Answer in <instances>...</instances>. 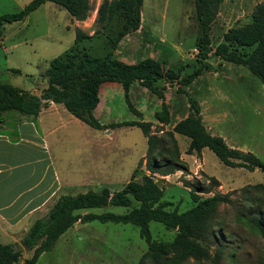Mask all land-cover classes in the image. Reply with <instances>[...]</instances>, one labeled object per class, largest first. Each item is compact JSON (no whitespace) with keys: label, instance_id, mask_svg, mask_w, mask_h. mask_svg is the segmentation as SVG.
Returning <instances> with one entry per match:
<instances>
[{"label":"rangeland","instance_id":"1","mask_svg":"<svg viewBox=\"0 0 264 264\" xmlns=\"http://www.w3.org/2000/svg\"><path fill=\"white\" fill-rule=\"evenodd\" d=\"M31 1L0 0V17L19 13ZM262 1L224 0L212 25L213 46L222 41L229 29L251 22L255 6ZM103 2L91 0V12L83 22H75L66 9L47 3L24 20L5 25L0 33V79L22 90L40 94L48 86L44 74L50 62L75 45L78 28L92 36L91 39H85L82 46L89 49L91 54L104 57L110 50L106 35L116 36L121 21L109 23L99 19L98 11ZM141 12L140 32L126 39L123 44L120 43L117 49L127 53L129 49L140 47L137 53L132 54V58H128L129 62L153 56L169 69L178 71L184 67L181 77L190 75L201 66L195 61L199 25L194 0H144ZM116 51L114 57L118 58L120 55ZM219 62L210 58L207 64L211 66V71L196 79L187 91L199 101L203 124L210 133L220 135L229 147L252 152L264 163V84L247 68L232 63L226 62L218 71ZM112 85L117 83H105L102 86L103 98ZM166 93L186 97L178 93L176 87L168 88ZM151 95L159 101L157 96ZM110 96L111 99L97 118L104 125H117L115 128L96 130L66 109L61 110L63 113L60 116H54L58 121L67 122L69 131L75 132L77 136L79 126H82L85 134L99 137L97 154L100 173L107 172L103 171L108 166L106 164L113 161L116 165L112 174L99 176L98 182L90 187L94 191L104 187L113 192L120 191L132 179L139 162L147 153L148 143L140 128L123 124L139 120L149 122L157 109L156 102L150 101L149 97L138 101L130 97L135 107L145 112V116L138 119L130 111L123 92L117 90ZM170 106L174 112L173 120H176L178 111L171 100ZM153 124V132L167 138L170 126L157 120ZM175 137L187 169L166 177L154 175L155 182L164 190L161 203L167 210L176 209L181 213L195 205L193 187L213 188L209 195H203L204 198L214 194H229L232 203L223 204L217 216V222L221 225L217 228L219 240L227 248L221 264H264V239L254 233L246 221L253 214L264 222V193L249 188L247 192L250 194L246 197L243 192L248 186L264 185V173L258 169L251 172L227 167L207 148L201 155H188L190 139L178 134ZM68 148L59 151L58 155L66 156L67 160L78 159L75 147L68 145ZM168 148L169 152L163 154L166 159L172 157L173 153L171 145ZM105 157H108V161H101ZM147 174L149 172L143 166L136 173L135 180L141 181ZM209 177L217 179L220 185L209 181ZM79 193L86 192H76ZM128 211L123 207L108 206L86 212L124 214ZM150 230L153 239L161 243L173 241L177 233L157 222L150 223ZM147 249L148 245L140 237L139 229L133 225L102 224L98 221L78 223L58 240L52 251L39 258L38 264H139ZM186 264L215 263L212 260L199 263L190 260Z\"/></svg>","mask_w":264,"mask_h":264},{"label":"trees","instance_id":"2","mask_svg":"<svg viewBox=\"0 0 264 264\" xmlns=\"http://www.w3.org/2000/svg\"><path fill=\"white\" fill-rule=\"evenodd\" d=\"M223 2L224 0H194L199 25L195 61L201 66L195 68L190 75L181 77L184 67L175 71L167 68L164 62L150 57L134 64L115 58L114 53L123 39L140 30L144 0H104L98 11L99 19L109 23L121 21V28L116 36L106 35L110 50L104 57L95 56L82 46L83 41L92 36L84 34L78 28L75 45L50 62L44 74L48 86L40 94L22 90L0 79V115L17 111L24 115L38 116L43 109L54 103L64 106L71 115L99 131L117 126L104 125L95 115L105 83L122 86L128 107L138 118L142 114L130 101L129 95L134 83L162 101L161 111L155 114V119L161 124L169 125L171 122V112L165 98L168 88L176 87L178 93L186 96L189 105L187 117L176 122L166 133L167 138L159 137L153 132L152 122L139 120L124 123V126L140 128L148 143L147 153L139 162L132 179L122 190L116 192L104 187L99 191L61 196L49 213L31 226L22 239L23 249L0 242V264H38L39 258L52 251L58 240L77 223L87 224L93 221L137 227L140 237L148 245L139 264H186L190 260L198 263L212 260L215 264H221L227 248L219 240L217 228L221 225L217 222V216L223 204L232 203L230 195L214 194L204 198L203 195H209L213 188L197 186L193 187L192 198L195 205L192 208L181 213L176 209L167 210L161 203L164 190L155 182L154 175L166 177L187 169L175 134L190 139L188 155H201L207 148L227 167L243 168L251 172L258 169L264 173V163L255 154L229 147L222 137L207 131L199 101L184 89L211 71V66L207 64L210 58L220 61L218 71L223 62L232 63L247 68L264 84V0L255 6L251 22L229 29L222 41L213 46L212 25ZM47 3L66 9L72 19L79 22L86 21L92 9L91 0H32L19 13L0 17V33L5 25L24 20ZM13 72L19 73L15 70ZM168 145H171L173 153L172 157L166 159L163 154L169 152ZM143 166L149 174L144 175L141 181H136L135 175ZM208 179L215 185H220L214 177ZM249 188L264 193L262 184L248 186L243 191L246 197L250 194L247 192ZM108 206L123 207L129 211L124 214L86 212ZM260 214L263 215V212ZM249 216L247 224L264 239L263 220L253 214ZM151 222L176 231L173 241H155L150 230ZM23 250L33 251V254L22 262Z\"/></svg>","mask_w":264,"mask_h":264},{"label":"crops","instance_id":"3","mask_svg":"<svg viewBox=\"0 0 264 264\" xmlns=\"http://www.w3.org/2000/svg\"><path fill=\"white\" fill-rule=\"evenodd\" d=\"M139 32L126 36L121 43ZM139 48L136 46L127 53L117 50L116 54H119L118 59L125 63L134 64L139 60L129 62L128 58H132V54L137 53ZM150 58L155 59L153 56ZM108 88L109 93L104 98L101 96V102L95 110L96 117L111 99L110 93L118 90L125 95L119 84ZM148 92L138 83H134L129 95L137 101L149 97L150 101L156 102L157 109L152 111L154 118L149 120L153 123L156 121L155 114L161 111L162 101L159 98L158 101ZM180 96L165 94L166 104L171 110L170 129L188 115V101L186 97ZM170 100L176 106L178 117L183 116L182 118L173 120L174 112ZM62 109L66 108L51 103L38 116L24 115L17 111L0 115V242L3 244L23 249L22 239L31 226L44 218L61 196L93 190L91 188L98 182L99 176L112 174L111 171L116 167L112 161L103 168V171L107 172L100 173L97 154L99 137L85 134L82 126H79L78 136L75 132H70L67 122L58 121V118L54 117L60 116ZM136 109L143 118L145 112ZM207 131L209 132L208 129ZM210 134L220 136L216 133ZM68 145L75 147V156L78 159L67 160L66 156L58 155L59 151L69 149ZM101 161H108V157L102 158ZM23 254L24 259H28L33 251L23 250Z\"/></svg>","mask_w":264,"mask_h":264}]
</instances>
